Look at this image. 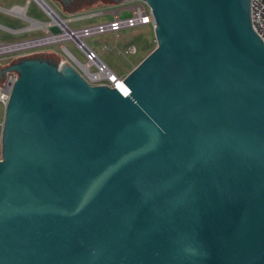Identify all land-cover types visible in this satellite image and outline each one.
<instances>
[{
	"label": "water",
	"instance_id": "1",
	"mask_svg": "<svg viewBox=\"0 0 264 264\" xmlns=\"http://www.w3.org/2000/svg\"><path fill=\"white\" fill-rule=\"evenodd\" d=\"M144 1L158 45L117 87L53 52L0 66L2 85L18 74L1 136L0 264H264L252 0Z\"/></svg>",
	"mask_w": 264,
	"mask_h": 264
},
{
	"label": "rangeland",
	"instance_id": "2",
	"mask_svg": "<svg viewBox=\"0 0 264 264\" xmlns=\"http://www.w3.org/2000/svg\"><path fill=\"white\" fill-rule=\"evenodd\" d=\"M63 19H71L80 15L95 14L104 9L106 3L101 1L95 5H89L87 9L70 13L63 9L57 0H45ZM25 15L11 12L15 7H26ZM36 19L43 23L51 21L46 12L34 0H0V46L6 44L25 43L37 40L47 35V27L38 26L34 23ZM111 15L85 16L80 20L70 22L73 28L108 22ZM3 26V27H2ZM14 31L8 33L5 27ZM86 43L94 48L100 58L120 77H126L135 69L157 45L155 29L153 26H142L134 29H127L119 34L104 33L92 35L86 39ZM65 47H60L57 43H47L37 46L27 47L19 50H8L0 52V66L9 65L16 58L28 56L36 53L53 52L60 55L64 60L68 59L66 49H68L80 62H85L83 53L71 41L64 43ZM108 47V48H107ZM5 108L0 105V138L2 136Z\"/></svg>",
	"mask_w": 264,
	"mask_h": 264
},
{
	"label": "built area",
	"instance_id": "3",
	"mask_svg": "<svg viewBox=\"0 0 264 264\" xmlns=\"http://www.w3.org/2000/svg\"><path fill=\"white\" fill-rule=\"evenodd\" d=\"M31 0H29L30 2ZM38 5L46 12V14L51 17V21L48 23L40 22L33 19L34 23L37 24H47V35L43 38L37 40L27 41L25 43H35L39 41H46L42 44L47 43H57L60 47H65L64 43L71 41L77 46V48L83 53L85 57V62H80L68 49L66 53L68 59L65 61L71 63L75 66L80 73L88 80L92 85H102L106 84L111 87H117L123 82V78L118 76L99 56L98 52L90 47L86 43V39L92 35L104 34V33H115L127 29H134L142 26H153L154 27V15L150 5L144 0L138 1H128L120 5L109 4L104 6L101 11L95 14L89 15H78L72 17L71 19H63L59 14L52 8V6L47 2L49 7L54 11L62 20L67 21L65 26L55 22L52 12L48 10L44 4L40 3L38 0H34ZM111 15V19L108 22L85 26L81 28H73L70 26V22L82 19L85 16L94 15ZM21 15V14H20ZM251 17L253 28L259 37L264 42V0H252L251 1ZM70 21V22H69ZM24 43L17 44H1V51H8L7 47L21 45ZM41 44H36L32 46H37ZM29 46V47H32ZM5 48V49H4ZM108 48V47H107ZM18 78L16 72H8V76L5 80L4 85L0 84V105L5 108L13 89V86ZM2 159V138H0V160Z\"/></svg>",
	"mask_w": 264,
	"mask_h": 264
},
{
	"label": "bare ground",
	"instance_id": "4",
	"mask_svg": "<svg viewBox=\"0 0 264 264\" xmlns=\"http://www.w3.org/2000/svg\"><path fill=\"white\" fill-rule=\"evenodd\" d=\"M40 3L44 4V6L50 10L52 12V15L55 19V22L58 23V24H61L62 26H65V23H67V21L65 20H62L54 11H52V9L49 7V5L47 4V2H45L44 0H38ZM18 10L21 15H25V12H26V7H20V8H14L12 11H16ZM36 25L40 26V24H37L35 23ZM43 24H41L42 26ZM44 27L45 26H48L47 24L43 25ZM46 41H39V42H35V43H24V44H21V45H15V46H11V47H7V50H11V51H14V50H19V49H24V48H27L29 46H32V45H36V44H42ZM5 49V48H4ZM2 52V51H1Z\"/></svg>",
	"mask_w": 264,
	"mask_h": 264
},
{
	"label": "flooded vegetation",
	"instance_id": "5",
	"mask_svg": "<svg viewBox=\"0 0 264 264\" xmlns=\"http://www.w3.org/2000/svg\"><path fill=\"white\" fill-rule=\"evenodd\" d=\"M99 1L105 3V1H103V0H71L70 2H68L65 5H63L61 3V5L67 11H76V10L81 9L83 6H86V5L87 6L95 5V3L99 2ZM106 5H109V4L106 3Z\"/></svg>",
	"mask_w": 264,
	"mask_h": 264
},
{
	"label": "crops",
	"instance_id": "6",
	"mask_svg": "<svg viewBox=\"0 0 264 264\" xmlns=\"http://www.w3.org/2000/svg\"><path fill=\"white\" fill-rule=\"evenodd\" d=\"M15 8H20V7H15ZM26 8H27V6H26ZM11 12H13V13H17V14H21L18 10H16V11H12V10H11ZM2 27H3V26H2ZM4 27H5V26H4ZM5 28L8 29V30H7V32L9 31L8 33H12L11 31H14V30L11 29V28H7V27H5Z\"/></svg>",
	"mask_w": 264,
	"mask_h": 264
}]
</instances>
